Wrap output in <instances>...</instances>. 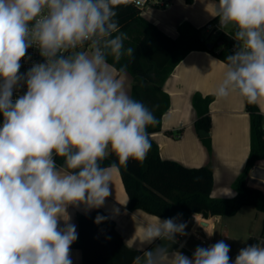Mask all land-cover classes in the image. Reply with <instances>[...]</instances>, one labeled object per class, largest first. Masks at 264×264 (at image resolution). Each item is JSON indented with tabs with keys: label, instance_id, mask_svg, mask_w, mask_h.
I'll list each match as a JSON object with an SVG mask.
<instances>
[{
	"label": "clouds",
	"instance_id": "obj_1",
	"mask_svg": "<svg viewBox=\"0 0 264 264\" xmlns=\"http://www.w3.org/2000/svg\"><path fill=\"white\" fill-rule=\"evenodd\" d=\"M118 2L0 0V264H73L78 232L68 207L103 208L113 171L147 158L156 118L125 87L121 61L136 49L125 45ZM214 16L236 41L214 95L237 94L264 112V0H218ZM30 48L43 62L21 73ZM181 217L143 225L133 264H264V241L234 260L224 240L186 255ZM109 218L98 213L94 223Z\"/></svg>",
	"mask_w": 264,
	"mask_h": 264
},
{
	"label": "trees",
	"instance_id": "obj_2",
	"mask_svg": "<svg viewBox=\"0 0 264 264\" xmlns=\"http://www.w3.org/2000/svg\"><path fill=\"white\" fill-rule=\"evenodd\" d=\"M187 2L192 3L193 0ZM116 10L121 30L128 35L126 47L136 49L134 60L125 58L121 63L128 64L127 72L134 78L132 97L142 101L156 118V123L147 128L151 135L161 130L162 117L170 108V99L163 86L178 64L194 51H207L224 60L230 54L231 39L225 33L211 39L209 35L202 34L204 27L196 29L188 23L182 24L179 37L172 39L142 17L133 0H119ZM109 64H112L111 58ZM116 67L119 68V65ZM213 100V97L204 98L201 95L194 97L198 132L203 130L210 134V105ZM246 109L251 117V151L245 170L233 184L237 192L235 198H212L211 169L187 168L175 161L163 160L159 147L150 139L151 149L144 162L130 159L126 168L119 167L129 198L127 210H142L162 219L181 213L183 222H187L193 214H199L205 220L215 216L233 217L246 206L264 213V192L248 185L252 169L258 161L264 160V116L257 105L246 103ZM204 142L210 149L209 137ZM113 160L114 155L104 164ZM98 213L108 216L100 209L79 216V236L71 248L82 251L83 264H133L137 251L124 243L111 218L95 224L94 218ZM261 238H264V225L261 236L251 237L248 244H254Z\"/></svg>",
	"mask_w": 264,
	"mask_h": 264
},
{
	"label": "crops",
	"instance_id": "obj_3",
	"mask_svg": "<svg viewBox=\"0 0 264 264\" xmlns=\"http://www.w3.org/2000/svg\"><path fill=\"white\" fill-rule=\"evenodd\" d=\"M140 1L145 2L140 8L142 17L172 39L179 37V27L184 23L196 29L205 27L215 18L218 3L217 0H193L192 3H188L187 0ZM222 61L207 51H194L178 64L163 86V91L170 99V108L162 117L161 130L151 134L150 139L159 147L163 160L175 161L187 168L211 169L212 198L233 199L237 195L233 184L245 170L251 151V117L246 109V101L239 95L232 94L224 99H217L214 95L225 68ZM124 80L126 90L132 96L134 78L126 71ZM196 95L214 99L210 105L212 120L208 136L210 149L204 142L205 138L199 136L195 126L198 116L194 107ZM259 109L261 111L260 107ZM262 114L264 116V112ZM248 185L264 192V160L258 161L252 169ZM128 201V194L118 168L112 173L111 195L100 210L115 221L116 229L124 243L136 250L135 244L139 243L137 238L142 234V226L155 223L157 216L142 210L128 211ZM114 208L119 209V215L113 217L111 213ZM94 210L97 209L91 210L87 215ZM67 211L71 217L70 222L76 225L79 236L78 218L85 214L71 206ZM240 214H243V217L235 219ZM263 214L257 210L253 211L252 206H246L233 217L215 216L204 222L207 228L205 233L208 235L207 232H213L211 238L214 243L224 240L229 244L231 246L229 255L234 260L238 250L246 246L251 237L261 236ZM225 218L234 219L228 221ZM260 241H264V238ZM197 245L199 244L195 240H191L181 251L191 256ZM173 247L178 248L179 245ZM70 254L73 264H83V253L80 249L71 248Z\"/></svg>",
	"mask_w": 264,
	"mask_h": 264
},
{
	"label": "built area",
	"instance_id": "obj_4",
	"mask_svg": "<svg viewBox=\"0 0 264 264\" xmlns=\"http://www.w3.org/2000/svg\"><path fill=\"white\" fill-rule=\"evenodd\" d=\"M133 3L141 8L145 5V2L140 1L137 3V0H133ZM203 31L209 36H218L221 33H225L228 35L231 39V43L229 45L228 51L231 54L233 51V47L236 44V41H234L231 37L234 35V29L225 28L224 30H221L219 28V19L217 17L211 19L204 27ZM28 56L31 57V60L22 59L21 60V69L20 72L24 73L27 71L29 67H31L33 62H43L42 58L39 56L38 51L35 48H30L27 53ZM26 89H21V94ZM180 137V136H178ZM177 137V138H178ZM206 220L199 214H193L188 220H187V229L186 231L189 233V235L185 237H179L178 239L181 242L186 241L185 247H187V244L191 240H195L199 245L207 247L208 245L214 244L211 237L206 235L205 230L207 229L204 225V222Z\"/></svg>",
	"mask_w": 264,
	"mask_h": 264
},
{
	"label": "rangeland",
	"instance_id": "obj_5",
	"mask_svg": "<svg viewBox=\"0 0 264 264\" xmlns=\"http://www.w3.org/2000/svg\"><path fill=\"white\" fill-rule=\"evenodd\" d=\"M169 3V2H168ZM167 3V4H168ZM202 34H204V35H207L206 33H205V31H203L202 32ZM211 37V39H213L214 38V36H210ZM252 209H253V211H256L255 210V208L254 207H252ZM264 215V214H263ZM238 218H235V219H241L242 217H243V214H240L239 216H237ZM252 217L250 216V219H251ZM226 220H228V221H233V220H229V219H234V218H225Z\"/></svg>",
	"mask_w": 264,
	"mask_h": 264
},
{
	"label": "water",
	"instance_id": "obj_6",
	"mask_svg": "<svg viewBox=\"0 0 264 264\" xmlns=\"http://www.w3.org/2000/svg\"><path fill=\"white\" fill-rule=\"evenodd\" d=\"M199 136L201 138H207L209 136V134L207 132L203 131V130H200L199 131Z\"/></svg>",
	"mask_w": 264,
	"mask_h": 264
}]
</instances>
